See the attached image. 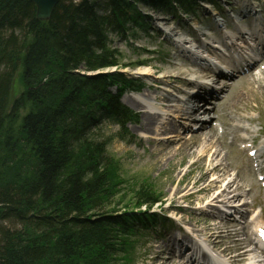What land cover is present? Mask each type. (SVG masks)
I'll return each instance as SVG.
<instances>
[{
  "label": "trees",
  "instance_id": "trees-1",
  "mask_svg": "<svg viewBox=\"0 0 264 264\" xmlns=\"http://www.w3.org/2000/svg\"><path fill=\"white\" fill-rule=\"evenodd\" d=\"M189 2L60 0L39 21L28 0H0V264L128 262L132 238L160 220L146 212L163 199L148 185L120 206L121 168L108 147L128 136L136 115L120 98L141 83L103 71L145 64L123 63L110 45L146 27L143 9ZM17 74L23 91L10 102ZM103 120L119 132L92 139ZM12 165L26 174H8Z\"/></svg>",
  "mask_w": 264,
  "mask_h": 264
},
{
  "label": "rangeland",
  "instance_id": "rangeland-1",
  "mask_svg": "<svg viewBox=\"0 0 264 264\" xmlns=\"http://www.w3.org/2000/svg\"><path fill=\"white\" fill-rule=\"evenodd\" d=\"M221 2L222 4H218L223 10L226 6L238 9L234 0H221ZM258 4L261 6L262 0H259ZM199 9L200 7H196V14L201 17L202 23H204L203 17L198 13ZM144 11V14L149 18V20L145 21L149 25V29L146 32H136L134 37L129 35L125 40L121 37L112 36L110 37L111 48L120 53L123 63L145 61L148 66L154 69L149 78H143L146 87L143 88L142 93L157 96L161 100L169 95L185 96L186 94L181 95V93L183 90L189 92V89H186L184 84H180L173 78L162 80L161 86L150 87V85H155L154 82L164 76L179 75L182 78H192L189 73L196 72V69L182 63L178 49L171 45L169 48L165 47V45L161 44V38H158L159 35L166 36L169 40H172L165 34L168 33V29L172 25L176 28L177 37L183 34V37L187 38L188 35L184 33L185 30L183 29L187 30L184 25L188 23V19L191 17H184L180 13L171 15L151 9H144ZM181 21L184 22L181 27L177 26V23ZM207 23H209V20ZM155 25H158L159 28ZM176 36L172 38H176ZM263 66L264 62L262 63ZM135 70L136 67L123 69L127 73H133ZM54 74L55 72L50 70V72L45 74V78ZM252 77L264 83V73L259 70L247 77L237 78L231 87L226 90L224 101L210 113L211 124L222 125L224 129V134L217 136L215 132L213 137L219 155L217 160L209 158L208 152L203 154L199 152V148L202 145V141L200 143L201 135L199 138L198 135L192 138L191 136L193 135L180 133L187 143H184L182 139L181 143L173 145L166 143V138H157L158 135H164L165 133L163 132L154 135L151 131L149 133L145 131L146 134H141L138 125L142 114L146 110L140 105L137 110L127 105V98L133 97L135 94L126 93L121 96L120 103L134 112L137 117L134 124L127 125L129 136H126L123 140L114 137L108 147V153L117 160L121 168L120 177L123 183L120 185L122 189L120 206H130L135 203L134 190L141 185H148L156 195H160L163 198V205L161 206L162 208L159 207V211L164 210L169 214L175 213L172 211H177L178 215L181 216L182 225L191 226L197 231L205 230V232H208L211 219L210 215L205 213L206 200L216 194L214 189L219 188V186L223 188L222 182L220 183L216 180L218 176L220 177L219 180L224 181V184L231 179H236L237 183L235 186H239V189H236L234 194L238 196L240 203L245 204V209L261 206L264 210V195L261 194L257 185H255V172L253 170L252 173L250 172L249 162L245 158V153L238 149V145L243 143L239 134L244 132V135L250 137L254 135V133H251L252 130L257 131L261 125L264 126V91L262 89H259L260 91L256 89L249 90L252 88V85H249V82L253 81ZM109 90L112 94L116 93L114 88ZM22 91L23 87L19 82V74H17L12 81L10 102L19 96ZM240 92L243 94L238 100L236 96ZM185 98L184 101L189 104ZM160 101L159 103L164 104V106L172 104ZM23 112L20 114L22 115ZM177 121L179 129L180 124L194 125V122L190 120L177 119ZM244 127L246 131H244ZM118 128L114 121L103 120L95 129L90 130V137L95 140H104L116 135ZM262 131L261 129L260 133ZM204 133L208 134L209 131H204ZM157 152L159 154L153 156ZM215 167L218 169L214 170ZM10 168L12 172L8 169V174L13 175V171L17 173V176L26 174L23 169L17 171L16 165H12ZM213 181L215 182L214 184ZM227 205H230V203L216 205L215 207L221 209ZM180 221L177 220L171 226L169 225L172 231L169 232L170 235L174 233L173 235L176 236L177 231L181 228L179 226ZM159 232L160 234L155 235L154 238L145 235L132 238L134 241H132L131 258L128 257V262L121 261L120 264H154L155 262L153 263L152 258L157 250L156 247L161 239L166 238L165 233L167 231L161 230Z\"/></svg>",
  "mask_w": 264,
  "mask_h": 264
},
{
  "label": "bare ground",
  "instance_id": "bare-ground-1",
  "mask_svg": "<svg viewBox=\"0 0 264 264\" xmlns=\"http://www.w3.org/2000/svg\"><path fill=\"white\" fill-rule=\"evenodd\" d=\"M241 0H237V12L239 17H242V11L241 9ZM245 9H247V12L249 14H252V11L254 10L253 7H249V5L247 6L246 3L244 4ZM199 12L202 13L203 16H208L207 10H201L199 9ZM257 13V12H256ZM35 16H36V12H35ZM194 18L191 17L190 19H188V21H192ZM179 25L183 24V21L178 23ZM177 24V25H178ZM200 26V25H199ZM212 27L215 28V25L212 23ZM189 31L185 29V34H187L188 36L191 35V41H193L195 44L198 41V35L197 38L195 36V34H197L193 29H190ZM201 31H206V29H203ZM254 31H257V29H255ZM176 28L175 26L172 25V27L170 29H168V33L167 36L169 37H175L176 35ZM183 34L181 35V38L179 37L178 39V44L179 45H185L189 44L187 43L185 40H183L182 38ZM242 38V35L238 32L237 33V40H240ZM177 44V43H176ZM175 44V46H176ZM241 45V44H240ZM202 60H200V64H199V68L201 69V71L198 72L199 75L195 74V73H191V75H197L199 76L201 79L203 78V81H189V85H192L194 87V91L193 93H191L190 95H187V98L189 101H193V105L191 107L186 108L184 106V101L180 98H173V96H167L164 97L163 100H161V102L165 103H172V104H167L169 106L166 107H161L159 108L161 105H155L153 98H151L150 95H148L147 93H140L136 96L133 97H129L127 98V105H129L131 108L137 110L139 108V105L142 106L146 111L145 113L142 114L141 116V121L138 125V129L139 132H141V134H146L145 131L147 133H149V131L153 132L154 135H157L160 132L165 133L164 135H158L157 138H166V143H171V144H179L184 140V143H187L186 139H183L181 134H180V130L179 129V125L176 123L175 119H185V120H190L192 122H196L195 124H199V130L197 132H194L195 134L193 135H201L200 137V143L202 141V145L199 148V152L200 153H209L208 157L217 160L218 159V151L216 150V145L214 143L213 137L215 135V131L211 128V130L209 131V133H204V130L207 126V120H209L210 117V111L206 108L207 106H201V104L199 103H203L202 101H206L205 98L202 96L201 92L205 91L207 89V87L209 86L207 84V81L210 79V73L212 71L208 70V67L206 65H202L201 63ZM116 70V69H115ZM108 72H111V69L108 70ZM251 72V70L249 71ZM249 72H247L246 74H248ZM136 75H147L150 76L151 74V70L147 67L143 68V69H139L136 70L135 72H133ZM233 76V75H232ZM212 79L218 80V76H212ZM247 77V76H246ZM169 78H174L176 80H178L179 78H181L179 75L176 76H164L162 77V79H159L160 81L165 80V79H169ZM253 81L249 82V85H252V88H250L249 90H253L256 89L258 91H260L259 89H262L264 91V83H261L259 80L254 79L252 77ZM213 80L211 81L213 83ZM256 84L254 87L253 85ZM223 89V88H222ZM204 93V92H203ZM242 92H240V94H238L236 97L239 100L242 96ZM173 99V100H172ZM201 101V102H200ZM158 102V101H156ZM140 107V108H142ZM157 111V112H154ZM153 114V115H152ZM173 116V117H172ZM172 117V118H171ZM182 129H186L184 126ZM192 138H195L196 136H191ZM161 139V140H164ZM183 139V140H182ZM151 142V141H150ZM162 142V141H160ZM204 142V143H203ZM183 143V144H184ZM214 148V149H213ZM159 154L158 152L153 154L156 155ZM161 154V153H160ZM220 166V165H219ZM219 166H217L219 168ZM217 167L214 168L218 169ZM228 177V176H227ZM220 177H216V180L218 182H222L221 184H223V188H221L219 186V188L214 189L216 190V194L210 198L209 200H206V209H205V213H208L210 215V218L212 220H219L221 219V222H217L214 225V230L216 229H220L221 227L223 229L226 230L227 234L229 236H233L234 237H238L239 240H235L234 243V248L238 249V248H243L244 244H246L247 242V235L246 232L244 231V229H241L238 227L239 222H231L228 221L226 218V215L228 216V214L222 210H218L215 206L216 205H224L225 203H231V207H225L227 211H231L233 212L235 215L239 216L240 220H243L245 215L243 213V207L245 206L244 203H241V205H234V203H236L239 199L238 196L235 193L236 189H239V186H235V184L237 183L236 179H231L229 181H227L225 184L223 183V180H219ZM214 180V181H216ZM213 181V184L215 183ZM219 183V184H220ZM233 188V190H232ZM230 190H232L230 192ZM231 193V194H230ZM240 203V202H239ZM229 216H231L229 214ZM244 237V238H243ZM188 236L186 233L184 234H180L179 237H175L174 235H169L167 236V238L165 240H161L158 245H157V250L155 251L152 261L154 264H191L190 259L184 257V252H182L181 246L182 245H189L188 243ZM185 260V263H184Z\"/></svg>",
  "mask_w": 264,
  "mask_h": 264
},
{
  "label": "water",
  "instance_id": "water-1",
  "mask_svg": "<svg viewBox=\"0 0 264 264\" xmlns=\"http://www.w3.org/2000/svg\"><path fill=\"white\" fill-rule=\"evenodd\" d=\"M35 6L36 19L39 21H48L53 13L55 6L60 0H28ZM87 75H92L87 74Z\"/></svg>",
  "mask_w": 264,
  "mask_h": 264
}]
</instances>
